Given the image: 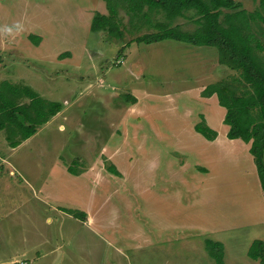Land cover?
Returning a JSON list of instances; mask_svg holds the SVG:
<instances>
[{
	"label": "rangeland",
	"instance_id": "374dc122",
	"mask_svg": "<svg viewBox=\"0 0 264 264\" xmlns=\"http://www.w3.org/2000/svg\"><path fill=\"white\" fill-rule=\"evenodd\" d=\"M239 1L264 18L260 0ZM96 11L107 13L103 0H0V83L27 85L62 105L15 148L0 128V264H216L207 239L223 244L224 264H259L247 256L253 240L264 242L253 156L234 141L245 142L227 138L215 94H200L239 72L219 63L216 47L133 41L155 31L153 23L166 20L162 12L141 23L119 8L118 38L90 30ZM195 12L170 25L192 31ZM256 22L264 45V21ZM201 114L218 140L194 130ZM103 146L118 150L113 163L122 178L106 171L109 228L97 233L57 216L37 190L56 161L76 159L79 168L96 158L110 162L99 154Z\"/></svg>",
	"mask_w": 264,
	"mask_h": 264
},
{
	"label": "trees",
	"instance_id": "16d2710c",
	"mask_svg": "<svg viewBox=\"0 0 264 264\" xmlns=\"http://www.w3.org/2000/svg\"><path fill=\"white\" fill-rule=\"evenodd\" d=\"M107 13L96 11L91 19L90 30L104 31L118 38L123 37L119 8L131 19L151 23L152 15L162 12L165 21L153 23L155 31L143 33L133 41L152 43L173 39L196 46H212L218 51V61L239 75L207 85L201 92L203 97L216 95L218 104L225 109L223 123L228 126L229 139H241L249 143L260 188L264 196V59L259 52L264 45L256 41L259 33L257 19L264 21L258 9L248 11L239 0H103ZM260 9L264 0H260ZM195 10L194 29L183 31L171 21L183 16L185 11ZM253 23H255L253 25ZM28 39L38 45L41 36L28 34ZM64 55V54H62ZM25 98L28 101H23ZM136 102V98L128 95ZM62 109L60 102L40 97L28 86L14 85L7 81L0 83V128L6 129V139L11 147L18 146L31 137L37 128L45 124ZM194 129L207 140H214L217 131L211 128L200 115ZM78 160H73L76 164ZM105 167L112 174L119 175L116 167L107 161ZM76 174L73 165L68 166ZM75 217L84 218L83 212L68 210ZM206 249L216 264L223 262V244L207 239ZM247 256L264 264V242L252 241Z\"/></svg>",
	"mask_w": 264,
	"mask_h": 264
},
{
	"label": "crops",
	"instance_id": "0c3cea01",
	"mask_svg": "<svg viewBox=\"0 0 264 264\" xmlns=\"http://www.w3.org/2000/svg\"><path fill=\"white\" fill-rule=\"evenodd\" d=\"M27 38H28V35H27ZM62 54L63 53H61L59 57H62L63 56ZM14 85H20V84H14ZM22 86H27V85H22ZM136 91L138 92L140 90H136ZM139 93L146 94V92L142 90ZM132 96H134L135 98L138 97L136 94H132ZM206 98H209V97H206ZM138 100L139 99L136 98V102L131 103L132 106H135V111L134 112L131 111L134 114L136 110H138V107H136ZM56 116H58V113L54 115V117ZM52 118L53 117H51L49 121ZM123 119H125V117ZM227 131H228V128H227ZM216 139L218 140V132H217L216 138L211 141H215ZM25 141L27 140L22 141L19 145H21ZM234 142L238 143L239 145H245L249 151L250 142L249 143L245 142L246 144L241 143V141H234ZM231 143L234 144L233 142ZM11 148H15V147H11ZM99 152H100L99 153L100 156L104 155L106 159L110 161L109 163H112L116 167V165L113 163L114 162L113 158H114V155L118 152L117 149H113L112 152H108V149L106 148V146L105 147L103 146L102 151H99ZM78 162L76 164H78ZM71 163H67L66 161L64 162L56 161L55 163H52L49 165L48 174L46 173L44 179L39 182V187L37 190V194L39 196L38 200L44 205L51 206L53 209H55L57 216L61 217L60 215H63L62 217H68V219H73L77 227H79L78 223H81L80 227H85L92 232H95V231H97V233L104 232L107 228H109V225H107L106 220H109V215H110L109 214V210H110L109 197L111 193V190L109 188V184L111 182V176H109V174H106V171L108 170L105 167L104 160L101 158H96L93 161H90L87 164V166H83L80 168L75 167ZM71 165H73V168L76 171V174L69 172L68 166H71ZM116 169L118 170L117 167ZM200 170L204 171L203 168H201ZM108 173H111V172L108 171ZM119 173H120L119 175H115V174L113 175L121 179L122 173L120 171ZM48 181L51 184H53L51 188L47 185ZM69 195L70 197H68ZM40 196H42V198H40ZM61 200L68 201L71 203V205L58 204V202ZM68 210H73L76 212L78 211L83 212L85 214L84 218L80 219L78 217H75L74 214L68 212ZM46 220L47 222L51 223L53 219L50 216H48ZM53 248L54 249H52L50 252H53L55 248L58 249L59 247L54 246ZM24 261L27 262L26 260Z\"/></svg>",
	"mask_w": 264,
	"mask_h": 264
},
{
	"label": "built area",
	"instance_id": "2783aa9c",
	"mask_svg": "<svg viewBox=\"0 0 264 264\" xmlns=\"http://www.w3.org/2000/svg\"><path fill=\"white\" fill-rule=\"evenodd\" d=\"M17 264H28V263L22 260V261H18Z\"/></svg>",
	"mask_w": 264,
	"mask_h": 264
}]
</instances>
